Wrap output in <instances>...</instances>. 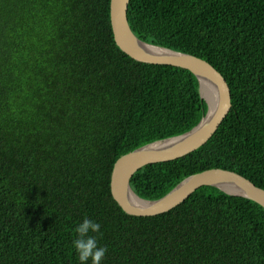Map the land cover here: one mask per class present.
<instances>
[{"label":"trees","instance_id":"16d2710c","mask_svg":"<svg viewBox=\"0 0 264 264\" xmlns=\"http://www.w3.org/2000/svg\"><path fill=\"white\" fill-rule=\"evenodd\" d=\"M127 19L141 41L211 64L231 95L213 136L139 169L133 193L155 201L209 169L264 190V0H130ZM206 112L188 70L116 46L110 0H0V264H79L86 217L101 225V264H264V208L251 200L205 186L133 217L111 195L117 159Z\"/></svg>","mask_w":264,"mask_h":264},{"label":"water","instance_id":"95a60500","mask_svg":"<svg viewBox=\"0 0 264 264\" xmlns=\"http://www.w3.org/2000/svg\"><path fill=\"white\" fill-rule=\"evenodd\" d=\"M129 2L130 0H110V24L116 46L136 62L188 70L198 81L200 97L207 104V112L190 131L152 142L117 159L110 179V190L114 201L129 216L152 217L171 211L197 189L207 186L215 187L228 195L251 200L264 208L263 189L241 175L223 169H209L192 174L179 182L168 194L155 201L143 200L131 190L130 180L139 169L182 158L202 147L228 115L231 109V95L224 77L208 62L190 54L154 46L138 39L127 19ZM202 85L212 90L214 107L202 97ZM132 195L139 202L134 200Z\"/></svg>","mask_w":264,"mask_h":264},{"label":"clouds","instance_id":"9594fccd","mask_svg":"<svg viewBox=\"0 0 264 264\" xmlns=\"http://www.w3.org/2000/svg\"><path fill=\"white\" fill-rule=\"evenodd\" d=\"M101 225L89 220L87 217L75 228L76 237L73 240V247L76 250L79 264H101L107 253V248L98 245V239L90 233H100Z\"/></svg>","mask_w":264,"mask_h":264},{"label":"bare ground","instance_id":"6f19581e","mask_svg":"<svg viewBox=\"0 0 264 264\" xmlns=\"http://www.w3.org/2000/svg\"><path fill=\"white\" fill-rule=\"evenodd\" d=\"M202 97L207 101V103L211 106V107H214L215 105V99H214V96H213V92L211 89L205 87L204 85H202ZM212 110V109H211ZM134 200H136L137 202L138 199L132 195L131 196Z\"/></svg>","mask_w":264,"mask_h":264}]
</instances>
